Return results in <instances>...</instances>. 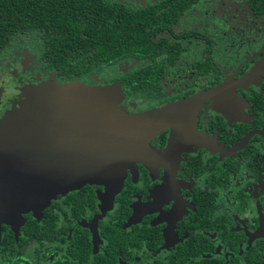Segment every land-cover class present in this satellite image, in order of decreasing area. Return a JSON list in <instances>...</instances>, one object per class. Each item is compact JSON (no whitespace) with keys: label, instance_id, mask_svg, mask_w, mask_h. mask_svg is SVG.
<instances>
[{"label":"flooded vegetation","instance_id":"obj_1","mask_svg":"<svg viewBox=\"0 0 264 264\" xmlns=\"http://www.w3.org/2000/svg\"><path fill=\"white\" fill-rule=\"evenodd\" d=\"M108 1L127 11L157 4ZM198 2L184 7L169 30L150 35L154 42L164 39L175 46L173 58L129 55L63 80L43 68L38 47L37 52H16L17 58L1 68L0 117L20 99L17 83H43L48 76L61 84L80 79L92 86L116 83L127 103L139 100L127 105L126 113L191 102L172 127L147 140L143 155L131 156L117 191L85 183L56 195L40 211L15 212L4 204L0 264H264V42L260 36L238 39L245 47L235 50L231 60L221 57L225 65L216 63L213 49L219 46L211 24L174 32ZM232 2L245 6L253 18L264 15V5L257 11L246 0ZM33 38L8 45L0 57ZM28 63L33 67L27 69ZM158 63L161 75L139 85L136 74ZM181 65L192 80L175 73ZM112 67L117 71L113 78L94 75Z\"/></svg>","mask_w":264,"mask_h":264},{"label":"water","instance_id":"obj_2","mask_svg":"<svg viewBox=\"0 0 264 264\" xmlns=\"http://www.w3.org/2000/svg\"><path fill=\"white\" fill-rule=\"evenodd\" d=\"M30 90L0 123L10 138L0 143V155L6 153L0 159V208L10 203L15 212L40 211L56 195L85 183L117 191L130 158L143 155L147 140L172 127L191 102L125 113L112 109L106 87L50 81ZM45 116L55 119L38 125ZM24 125L26 134L11 139L8 130Z\"/></svg>","mask_w":264,"mask_h":264},{"label":"trees","instance_id":"obj_3","mask_svg":"<svg viewBox=\"0 0 264 264\" xmlns=\"http://www.w3.org/2000/svg\"><path fill=\"white\" fill-rule=\"evenodd\" d=\"M192 1L156 0L127 11L108 0H0V53L26 36L34 37L43 68L63 80L124 56L173 58L176 47L164 39L154 42L150 35L169 30ZM246 1L257 11L264 5V0ZM161 65L137 73L139 85L156 80Z\"/></svg>","mask_w":264,"mask_h":264},{"label":"rangeland","instance_id":"obj_4","mask_svg":"<svg viewBox=\"0 0 264 264\" xmlns=\"http://www.w3.org/2000/svg\"><path fill=\"white\" fill-rule=\"evenodd\" d=\"M232 1L233 0H199V2L194 7H192V9H190L188 12H185L183 14L184 16L178 21L177 27L176 29H174V32H179L183 29L194 27V26L199 31L204 28L203 27L204 24H205L204 26L211 24V29H212L211 32H212V35L214 36L213 38L215 39V41L217 40V46H219L218 51H216V49L215 50L213 49L212 56L214 57L216 63L221 60V57L231 60L230 55L234 54L236 52L235 50L242 49L245 47L242 44L240 45L238 44V39L240 41L251 40L249 38H252V37L258 38L260 36L259 41L264 42V15L257 17V19L253 18L249 14L245 6H236L235 4H233ZM164 36H168V35L164 34ZM242 36H243V39H241ZM28 40L29 41L24 43V45H16L12 49L11 53L8 51V54L1 55L0 72H1V68L6 67L5 65L6 62H11L12 59L17 58L15 56L16 52H20L25 48L32 49L33 52L35 51L37 52L38 47H39V43L37 39L33 38L32 40L30 39ZM188 43H190L191 47L193 45L195 49V45L193 44V41H190ZM253 47H255V42L251 43L250 48L248 49H251ZM226 50H228V54H223L222 51H226ZM184 51L189 52L186 49ZM186 55L188 56L189 59L194 58V55L192 56L191 54H186ZM221 63L225 65L227 61L223 62L221 60ZM32 65L33 64L28 63L27 69L30 67H33ZM34 66H36V68H34L33 70L38 71L39 67L37 66L39 65L36 64ZM179 71L183 73V77H180L182 80L190 81L193 79V76L190 75V71L187 68L184 69L182 65L175 71V73H178ZM26 74L27 72H24L23 76H25ZM170 74L171 73H167V76ZM94 75L97 76V79L100 78L102 80H105V79H108L110 76L112 78L116 76L117 71L115 67H112V70L100 71L99 73H95ZM48 77L46 79L47 81L43 83H38V82L36 83L27 82L24 84H20L21 82L17 83L21 91L19 95L20 99H18L17 103L13 102L10 106V109L4 111L3 115L0 117V123L2 122L3 117H5L8 114V112L12 110L18 104V102L24 98V95L27 92L31 91L30 89H32L33 86L47 84V82H50V81H55L58 84H61L58 81H56L53 77L52 78L51 76L49 78ZM77 82L85 86H92L87 83V80L80 79V80H77ZM92 87H98V88L106 87L107 89L112 90V109H116V111L118 112H125L127 105L133 104L134 102H139V100L133 101V100L127 99V101L129 102L127 103L124 99L125 96L123 95L122 90L120 89L119 85L116 83L105 84V83L98 82L96 85H93ZM17 91H18V88L16 90L14 89L13 91L15 96L17 94ZM53 117L54 116L52 117L45 116L42 119H39L37 121V124L40 125V124L49 123L50 121L55 119ZM27 130L29 129L24 125V128H18V129H12V130L9 129L8 132L11 135L10 136L11 139L13 138L16 139V138H19L20 136H24ZM9 139L10 138L5 133L0 132V143L1 142L3 143L5 140L9 141Z\"/></svg>","mask_w":264,"mask_h":264}]
</instances>
